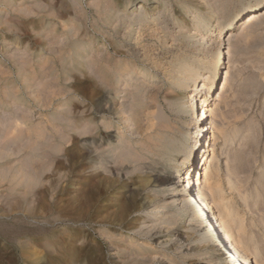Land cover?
Returning a JSON list of instances; mask_svg holds the SVG:
<instances>
[{"label": "rangeland", "instance_id": "374dc122", "mask_svg": "<svg viewBox=\"0 0 264 264\" xmlns=\"http://www.w3.org/2000/svg\"><path fill=\"white\" fill-rule=\"evenodd\" d=\"M240 2L0 0V264H243L182 176L216 73L207 166L264 264V0L202 38Z\"/></svg>", "mask_w": 264, "mask_h": 264}, {"label": "bare ground", "instance_id": "6f19581e", "mask_svg": "<svg viewBox=\"0 0 264 264\" xmlns=\"http://www.w3.org/2000/svg\"><path fill=\"white\" fill-rule=\"evenodd\" d=\"M257 2L260 3V0H241V2H240L241 5L239 4L240 5L239 9L236 10L237 12L235 13L234 17L226 25H221L222 16L220 15V13H215V15L212 16L207 21V27H206L205 33L208 32V34L206 35L204 33L202 38L206 39L208 41V43H210L211 41H213L212 39L214 38V36H216V35L219 36L221 42H219L220 44H219L218 54H223V52L226 49V43H225L226 38L225 37L240 27V22L242 21V19L243 18L245 19L246 16H248L249 14H251L253 12V10L258 5V4L256 5ZM246 21H248V20H246ZM198 25H199V23H198ZM202 31H204V30H202ZM191 70L192 69L190 68L189 72L195 73V71H191ZM190 76H192V74ZM217 78H218V75L216 73L212 78L209 79V82H211L210 83L211 85H209V87H203L204 89L208 88V95H202L201 94V96L199 97V100H197L198 98H195L193 109L194 110H200V108H201L203 110V114H201V115L199 114V119H198L199 124H197V126H196L197 129H196L195 137L193 136L194 137L193 145L190 148V150L187 151L185 154V159H184V164H183L184 165L183 166L184 174L182 176H183L184 183L187 184L189 191L193 194L194 200L191 202L197 203L198 208L204 207L205 212H209V216H211L213 224L212 225L210 224V226L208 225L207 229H209V231H211V234H214L217 232V239L220 236V233H221V235L223 234L221 240H222L223 244H224V242H225V244H227L225 247L231 253L234 254V257L237 258V260H240V262L243 264H253L254 263L253 262V260H254L253 255L257 257L260 250L258 251L255 248V250L253 249L252 253H250V252H248V250L251 249L252 245L248 241L245 240L246 242H244V240H243V242L241 243V242H239L240 240L237 241L236 238H234L235 235L233 234L232 228L230 227V225L226 221V216L229 214L230 211H229L228 204L222 198V195H221L222 190L220 189V179H218V177H217V171L214 170L215 168L213 169L211 167V165L207 166V163L209 160H208V157L206 158L207 152L204 151L206 148L207 142H208L207 141L208 137H209L208 135L210 134L211 130H213V127L215 126L214 123L212 122L213 121L212 118L217 114V109L212 108L210 100L212 99L211 94L214 92V90L216 88ZM200 102L202 103V107L200 106ZM196 116H198V112L196 113ZM162 177H163V175H162ZM158 179L161 180L159 177H158ZM162 183H164V182H162ZM196 188H197V191H196ZM207 192H209L213 195V197L215 199V200H213V202L210 201V199L208 198ZM182 199H183V201H186L185 197H183ZM135 202H136V200H135ZM187 204H186V206L188 208ZM113 206H114V204H113ZM120 206H122V205H120ZM125 206H127V205H125ZM110 207H111V205H110ZM119 208H121V207H119ZM123 208H125V207H123ZM218 208L220 209V211L222 210L221 212H223V213H221V215H218L216 212V209H218ZM114 210H115V208H114ZM186 210H189V209H186ZM191 210H193V209H191ZM117 211H118V209H117ZM131 213H133V212H131ZM188 214H190V213H188ZM129 215H130V213H129ZM120 218H123V215ZM254 245H255V243H254ZM218 247L219 246L215 245L214 249H216ZM255 264H259V261H255Z\"/></svg>", "mask_w": 264, "mask_h": 264}]
</instances>
